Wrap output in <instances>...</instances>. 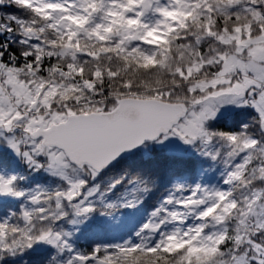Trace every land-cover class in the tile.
Instances as JSON below:
<instances>
[{
  "label": "snow or ice",
  "instance_id": "snow-or-ice-1",
  "mask_svg": "<svg viewBox=\"0 0 264 264\" xmlns=\"http://www.w3.org/2000/svg\"><path fill=\"white\" fill-rule=\"evenodd\" d=\"M0 264H264V0H0Z\"/></svg>",
  "mask_w": 264,
  "mask_h": 264
}]
</instances>
